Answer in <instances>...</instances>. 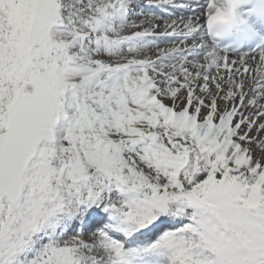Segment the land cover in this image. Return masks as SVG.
Instances as JSON below:
<instances>
[{
	"label": "snow or ice",
	"instance_id": "obj_1",
	"mask_svg": "<svg viewBox=\"0 0 264 264\" xmlns=\"http://www.w3.org/2000/svg\"><path fill=\"white\" fill-rule=\"evenodd\" d=\"M0 264H264V0H0Z\"/></svg>",
	"mask_w": 264,
	"mask_h": 264
}]
</instances>
